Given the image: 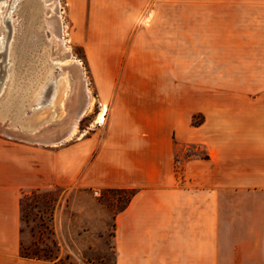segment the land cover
<instances>
[{
    "label": "crops",
    "instance_id": "crops-1",
    "mask_svg": "<svg viewBox=\"0 0 264 264\" xmlns=\"http://www.w3.org/2000/svg\"><path fill=\"white\" fill-rule=\"evenodd\" d=\"M69 3L105 121L57 146L0 135V264H63L20 256L22 195L58 188L132 192L114 264H264V0Z\"/></svg>",
    "mask_w": 264,
    "mask_h": 264
},
{
    "label": "rangeland",
    "instance_id": "rangeland-1",
    "mask_svg": "<svg viewBox=\"0 0 264 264\" xmlns=\"http://www.w3.org/2000/svg\"><path fill=\"white\" fill-rule=\"evenodd\" d=\"M18 3L10 20L12 23L0 25V36L9 42L7 52L0 51V127L31 133L62 120L67 110L64 111V105L59 101L66 89L70 91L71 88L68 78L66 83L69 88H62V74L54 73L53 68L46 65L49 47L43 36L41 21L36 17V7L40 11V6L35 0H20ZM59 5L65 46L72 58L80 63L89 102L92 103L77 123L75 133L62 143L64 145L89 136L104 122H95L100 110L95 90L82 48L71 40L74 27L68 16L69 0H59ZM175 10V17H181L177 4ZM180 28L176 26V29ZM5 65L10 68L8 73L4 72ZM50 77H55L56 81L52 91L55 98L50 103L46 102L50 91H45L43 105L37 107L36 99ZM201 154L203 151L200 147L191 146L176 154V162ZM130 193L59 188L26 192L20 202L21 244L24 252L29 257L37 254L46 262L114 264L113 217L124 206Z\"/></svg>",
    "mask_w": 264,
    "mask_h": 264
},
{
    "label": "bare ground",
    "instance_id": "bare-ground-1",
    "mask_svg": "<svg viewBox=\"0 0 264 264\" xmlns=\"http://www.w3.org/2000/svg\"><path fill=\"white\" fill-rule=\"evenodd\" d=\"M19 1L20 0H5V1L0 0V25H5L6 22L12 23V21L10 20L13 17L12 15L14 14L16 10V7L18 6ZM35 2L41 8L40 11H37V7H36V17L38 16V18L41 21L40 23H41V28L43 30L44 39L46 43L48 44L49 52H52L51 58L54 59L55 62L61 61V62H57V66L60 70L59 74L60 75L62 74L61 80H62V83H64L61 85V87L69 88L66 83L67 78H68L69 83H70V88H71L70 91L66 89L64 96L59 101L61 105H64L63 106L64 111L67 110L66 115L62 118V120L54 124H51L50 126L49 125L44 126L40 130H38L37 133H39V136L36 140L39 141L42 139H46L48 138V136L52 137L53 135L61 133L66 130L69 131L66 136V139L68 140L73 135V133H75L77 123L81 120V118L84 116L86 111L92 106V103L89 102L88 91L86 90V87H85L86 84L84 81V75L82 72V68L80 67V63L77 60H74L72 56L70 57V59L64 58L61 60L60 54L65 53V52L70 54V51L65 46L66 43H65V40L63 39V24H62L61 12H60V7H59L60 6L59 0H35ZM54 18H56L57 21H55ZM57 23H59V26L61 27V32H62L61 44L63 46L61 49H59L57 45L58 39L54 36V33H53L54 27ZM8 46H9V42H7V40L3 36H0V51H2V53L4 52L6 53L7 50L9 49ZM1 59L3 61V58ZM64 63L66 64L63 65ZM71 65H77L79 70L73 69ZM1 70L2 68L0 67V81L2 80ZM51 81L52 80H49L47 82V85L45 84V86L43 87V91L40 93V96H38V98L36 99L35 106L38 107L43 103L46 89L50 91L49 98H47L46 102L49 101L50 103L55 98V96H52V91H54V88L56 86V81L53 80V84L50 86V88H48L49 87L48 84H50ZM105 114H106V107L101 106L100 110L95 116V122L99 123L102 120H104ZM1 130H2L1 132H3V134L6 137H10V138L13 137L12 133L6 127L2 128ZM48 131H52V132H48ZM35 133L36 132L31 131L32 135Z\"/></svg>",
    "mask_w": 264,
    "mask_h": 264
},
{
    "label": "water",
    "instance_id": "water-1",
    "mask_svg": "<svg viewBox=\"0 0 264 264\" xmlns=\"http://www.w3.org/2000/svg\"><path fill=\"white\" fill-rule=\"evenodd\" d=\"M56 11V9H55ZM55 21H57L56 18H54ZM53 33H54V36L58 39L57 40V45L59 47V49L62 48V44H61V35H62V32H61V27L59 26V23H57L54 27V30H53ZM61 55V60L62 59H70L71 55L67 52L65 53H62L60 54ZM52 56V52H48V55H47V58H46V65L49 66V67H52L53 70H54V73H60V70L57 66V62H55L54 59L51 58ZM4 61V60H3ZM73 69H78V66L77 65H71ZM7 66L5 65L4 66V72L5 73H8L10 71V68H6ZM52 78V79H50ZM49 79H47L46 81V85H47V82L49 80H52L50 84H48V88H50V86L53 84V80L55 79V77H50ZM46 91H48V89H46ZM46 96V92H45V95H44V98ZM2 128L0 127V133L2 134L3 132H1ZM13 137L12 139H16V140H19V141H24V142H28V143H32V144H37V145H42V146H57V145H61L63 142H65L67 139H66V136L68 134V130L66 131H63L61 133H58V134H55L53 135L52 137L48 136V138L46 139H42V140H36L39 136V133H35V134H31V133H24V132H20V131H15V130H11V129H8ZM48 132H52V131H48ZM3 135V134H2ZM5 136V135H4ZM10 138V137H9Z\"/></svg>",
    "mask_w": 264,
    "mask_h": 264
},
{
    "label": "trees",
    "instance_id": "trees-1",
    "mask_svg": "<svg viewBox=\"0 0 264 264\" xmlns=\"http://www.w3.org/2000/svg\"><path fill=\"white\" fill-rule=\"evenodd\" d=\"M200 123V119H199V117L198 116H196V117H194V120H193V122H192V124L193 125H198ZM203 158H206L205 156H202ZM132 194V192L130 193V195ZM129 195V196H130ZM128 199H129V197H128ZM127 199V200H128ZM126 200V201H127ZM20 233H21V230H20ZM24 248H23V246H22V244H21V242H20V256L21 257H23V258H30V259H36V260H40V261H44V260H41V258H39L38 256H37V254H32V256L31 257H29L25 252H24Z\"/></svg>",
    "mask_w": 264,
    "mask_h": 264
}]
</instances>
